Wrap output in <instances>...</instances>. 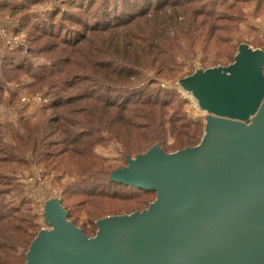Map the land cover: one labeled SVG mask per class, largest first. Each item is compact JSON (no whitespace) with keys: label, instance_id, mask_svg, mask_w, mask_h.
<instances>
[{"label":"trees","instance_id":"trees-1","mask_svg":"<svg viewBox=\"0 0 264 264\" xmlns=\"http://www.w3.org/2000/svg\"><path fill=\"white\" fill-rule=\"evenodd\" d=\"M41 1L0 3L1 9L27 12L22 15L21 28L28 30L30 41L17 54L32 53L36 46L31 43L46 37L51 41L40 51L54 52L60 64L37 72L36 83L51 89L48 91L53 95L33 118H20L23 131L0 122V264H25L26 253L39 232L35 217L28 214V201L20 206L7 202L9 188L22 185L6 177L5 170L15 174L19 165L27 167L33 160L51 170L74 174L75 179L63 185L61 203L75 223L76 210L87 208L92 229L83 228V232L88 235L96 233V221L109 211L131 213L148 206L156 197L155 191L114 181L111 172L125 166L128 155L145 152L157 142L173 152L197 145L204 132L203 122L186 113V101L176 88L155 84L161 77H173L176 69L171 64L193 50L211 51L224 46L212 65L232 61L240 43L233 44L232 37L246 17L245 3L264 6V0H60L61 9L46 12L34 23L28 8ZM62 4L83 9L89 16L85 33L64 35L67 26L63 22L71 20L67 15L57 29L55 20L63 13ZM167 9L168 14L164 12ZM120 24L129 27L120 32L116 30ZM170 29L175 30L174 35ZM101 30L111 32L109 38L101 39ZM261 46L264 49V42ZM96 51L119 55L110 56L107 62L95 59ZM61 58L66 64L74 61L67 68ZM8 59L4 50L0 54V102L6 84L17 79L25 66L13 65ZM25 62L31 69L28 59ZM148 69L156 70V79L143 78ZM35 86L31 84L29 89ZM16 96L13 93V98ZM111 140L122 145L120 164L96 152L98 145ZM115 200L126 204L104 209Z\"/></svg>","mask_w":264,"mask_h":264},{"label":"water","instance_id":"water-1","mask_svg":"<svg viewBox=\"0 0 264 264\" xmlns=\"http://www.w3.org/2000/svg\"><path fill=\"white\" fill-rule=\"evenodd\" d=\"M263 69L264 49L241 42L229 64L180 77L207 112L201 141L174 152L157 142L110 174L155 199L99 218L88 236L52 197L50 228L32 240L25 264H264Z\"/></svg>","mask_w":264,"mask_h":264},{"label":"rangeland","instance_id":"rangeland-1","mask_svg":"<svg viewBox=\"0 0 264 264\" xmlns=\"http://www.w3.org/2000/svg\"><path fill=\"white\" fill-rule=\"evenodd\" d=\"M1 1L2 0H0V3ZM59 1L60 0H42L40 3L32 4L28 8V15H30V19L34 21V23H36L38 17H40L41 19L42 16L46 14V12L48 14L50 13V11H55L58 7L59 9H61V7L58 6L60 3ZM63 1H66L68 3L70 0ZM62 7H64L63 13H59L55 20L57 29H59V25L63 21V16L67 15L70 16L71 20L63 22L67 26V30L65 29L63 34L66 35L67 33L68 36L76 37L78 33L79 35L85 33L88 28L85 23V19L87 16L86 14H84L85 11L83 9L79 10L78 7H72L68 4H62ZM86 10H88V8ZM169 10L170 9H167L164 12L168 14ZM245 12L246 17L241 20L238 25L237 32L233 34L232 43L237 44L239 42H247L252 47L263 48L261 46V43L264 42V6L257 7L252 2L248 4L245 3ZM23 13L25 14L27 12H12L10 10L1 9L0 7V54L4 50H7L9 54L8 60H11L13 65H25L23 66V68H21V70H19V77L8 82V84H6L5 86L4 97L0 102V122L3 123L5 127H9V124H13L14 127L19 128L20 131H23L22 126L19 123L20 118H33L35 115L41 112V109L45 105L49 103L50 95H53L49 94L48 90L51 91V89H47L48 87L41 88V86L37 84L38 82L36 83V77L40 71V68L43 67V69H48L52 64L56 63L58 64V67L60 65L58 62L59 57H54V52H52L54 53L52 54L47 51L48 49L40 51L41 46H46L49 44V41H51L46 37H44L40 42L31 43V45L36 46L32 53L29 54V52H20L19 54H17L19 52L17 50L24 47L26 44H29L30 41V34L28 30L26 28H21ZM125 27L129 26H127L126 24H120L119 28H117L116 30L121 32V30L125 29ZM169 32L171 35H174L175 30L173 31V29H170ZM98 33L101 39L109 38L108 36L111 34V32L108 33V31L106 30H101ZM101 42L102 41L98 42V45H101ZM183 46L184 48H186L185 41H183ZM218 48L220 49L215 48L211 51L197 49L191 51L188 55H180L176 59V61L171 64V66L176 69V74L170 78L161 77L159 78L157 84H155L157 87L166 89L176 88L181 93L182 98L186 101L184 105L186 113L192 119L202 121L204 124V131L207 112L201 110L198 107L197 101L190 93H187L178 87L177 80L180 77L191 74L196 68L223 64L218 63L212 65L217 57V52L219 54L225 50L224 46H220ZM237 48L238 46L236 47V51ZM94 54L95 59L107 62L111 61L109 60L111 59L110 56L119 55L114 51L108 52L107 55L103 54L101 51H96L94 52ZM25 59H28L31 69L27 68ZM61 61L63 65L65 64L68 68L69 64H71L74 60L70 59V63L68 64L65 63L64 58H61ZM115 63H117V61ZM33 74L35 75V77L33 76ZM157 76L158 75L156 73V70L148 69L144 71L143 78L156 79ZM34 83L36 84V86L31 91L29 89V85ZM13 93H16L17 95L15 98H13ZM104 135L109 136V133L105 132ZM121 146L122 145L117 140H111L106 145H98L95 149L99 155L120 164L122 161L121 159H123V156L120 154ZM27 154L30 155L29 153ZM16 170L17 173L15 174H13L11 170L4 171L6 177L16 179L17 183L22 185L20 187L13 186L9 188V192L6 196L7 202L9 203V205L20 206L23 201H28V206L30 208L28 214L35 217V221L39 225L38 231L42 229H49L50 225H48L44 218L45 202L52 197H60L63 185L75 179V175L69 172L65 173L61 169L51 170L46 166L45 163H37L33 160L29 163V165H27V167L19 165ZM154 199L155 198L153 196V200ZM125 204L126 203H122L119 200H115L114 202H111L110 205H106L104 209L111 210V207L113 206L117 207ZM146 207L147 206L142 209H145ZM86 209L87 208L84 206L81 211H78L79 209L76 210V212L74 213L76 224L82 229H92L90 216L89 214H87ZM107 213L109 214H106L103 217H106L108 215L124 214L112 213L111 211ZM94 235L95 233H92L88 236Z\"/></svg>","mask_w":264,"mask_h":264},{"label":"bare ground","instance_id":"bare-ground-1","mask_svg":"<svg viewBox=\"0 0 264 264\" xmlns=\"http://www.w3.org/2000/svg\"><path fill=\"white\" fill-rule=\"evenodd\" d=\"M195 99V98H194ZM196 100V99H195Z\"/></svg>","mask_w":264,"mask_h":264},{"label":"built area","instance_id":"built-area-1","mask_svg":"<svg viewBox=\"0 0 264 264\" xmlns=\"http://www.w3.org/2000/svg\"><path fill=\"white\" fill-rule=\"evenodd\" d=\"M37 99V98H36Z\"/></svg>","mask_w":264,"mask_h":264}]
</instances>
